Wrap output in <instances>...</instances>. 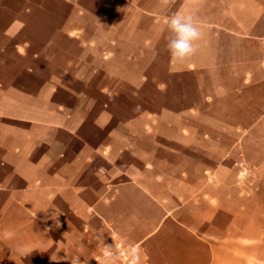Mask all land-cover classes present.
Instances as JSON below:
<instances>
[{
	"label": "crops",
	"instance_id": "obj_1",
	"mask_svg": "<svg viewBox=\"0 0 264 264\" xmlns=\"http://www.w3.org/2000/svg\"><path fill=\"white\" fill-rule=\"evenodd\" d=\"M177 11L203 33L182 63ZM100 233L264 264V0H0V264H98Z\"/></svg>",
	"mask_w": 264,
	"mask_h": 264
},
{
	"label": "clouds",
	"instance_id": "obj_2",
	"mask_svg": "<svg viewBox=\"0 0 264 264\" xmlns=\"http://www.w3.org/2000/svg\"><path fill=\"white\" fill-rule=\"evenodd\" d=\"M186 2L195 4L198 0H186ZM173 3L174 0H161V4L165 8L170 7ZM163 30L166 33L165 47L174 62L182 63L197 53L198 42L202 39L203 33L193 15L185 14L183 11L174 12L165 19ZM55 217L52 218L55 219ZM98 239L102 242V260H99L98 264H120L121 250L117 249L115 245L106 244L103 233L98 234ZM126 255L128 264H143L142 253L136 247L129 246ZM67 259H70L71 264H85L78 256Z\"/></svg>",
	"mask_w": 264,
	"mask_h": 264
},
{
	"label": "built area",
	"instance_id": "obj_3",
	"mask_svg": "<svg viewBox=\"0 0 264 264\" xmlns=\"http://www.w3.org/2000/svg\"><path fill=\"white\" fill-rule=\"evenodd\" d=\"M237 165V170H238V176L240 179H244L245 177H247L248 173H249V168L246 165V163L244 161H239L236 163ZM129 246H126L122 243H119L117 245V249L121 250L120 251V256L122 259V263L121 264H128V256L126 255L127 249Z\"/></svg>",
	"mask_w": 264,
	"mask_h": 264
},
{
	"label": "rangeland",
	"instance_id": "obj_4",
	"mask_svg": "<svg viewBox=\"0 0 264 264\" xmlns=\"http://www.w3.org/2000/svg\"><path fill=\"white\" fill-rule=\"evenodd\" d=\"M90 23H91V22H90ZM92 23H94V22H92ZM245 163H246V162H245ZM246 165H247V166H248V168H249V173H248V175H249V174H250V172H251L252 166H250V165H249V164H247V163H246ZM248 175H247V176H248ZM245 178H246V177H245Z\"/></svg>",
	"mask_w": 264,
	"mask_h": 264
}]
</instances>
